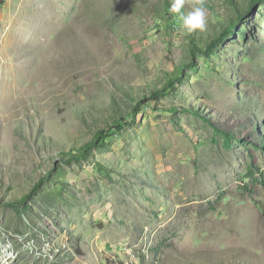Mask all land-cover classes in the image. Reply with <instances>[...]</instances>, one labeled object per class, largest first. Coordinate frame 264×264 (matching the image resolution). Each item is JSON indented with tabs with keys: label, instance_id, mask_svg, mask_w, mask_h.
<instances>
[{
	"label": "rangeland",
	"instance_id": "1",
	"mask_svg": "<svg viewBox=\"0 0 264 264\" xmlns=\"http://www.w3.org/2000/svg\"><path fill=\"white\" fill-rule=\"evenodd\" d=\"M0 2V264H264V1Z\"/></svg>",
	"mask_w": 264,
	"mask_h": 264
},
{
	"label": "trees",
	"instance_id": "2",
	"mask_svg": "<svg viewBox=\"0 0 264 264\" xmlns=\"http://www.w3.org/2000/svg\"><path fill=\"white\" fill-rule=\"evenodd\" d=\"M264 0H249L247 7L241 11L239 7H237L235 4H233V8L235 9L236 14L234 15V17L232 18V20H225L222 19L221 22L225 23V25L221 26V31L216 34L213 35L212 37H210L208 39V41L206 43H202L199 42V40H197V32L196 31H192V33L189 32V36H190V52L193 54V56L196 53H208L213 47H216L218 44H222V42L227 38V36L229 35V33H231L241 22H242V18L245 14H247L249 9L254 8L255 5H257L260 2H263ZM173 0H165V16H164V20L166 21V23L169 24L170 28L173 24L174 18H179L178 14L173 13L170 9H171V5L173 4ZM1 4V2H0ZM232 4V3H231ZM205 5V4H204ZM182 13H184V8H182ZM215 17H217L216 14H214ZM213 15V16H214ZM169 19H172L171 21H169ZM218 19V17H217ZM175 24H173L174 28ZM213 33H216V30L213 29ZM183 72V68H178V73L177 76L173 79V81H177L179 79V76L182 74ZM161 91L156 90L152 93L151 98H153L154 96H157ZM146 100L142 99L140 102H138V104L136 105L135 112L139 111V107L140 105L142 106H146ZM262 114V113H261ZM135 117V116H134ZM133 117V118H134ZM121 119L119 123L116 124V126L114 128L117 129H122L124 126L128 125L130 123V121H127L126 119L123 118H119ZM102 134H105L104 131H101L98 134V137L94 140V141H90L85 143L84 145H82V147H80L79 151L82 153L87 152L91 147L97 145L98 140L100 139V136ZM232 135H230V133H228L225 137H224V144L229 146L230 141L232 139ZM262 145L261 147L264 149V139L262 140ZM73 153H68L67 156L68 157H72Z\"/></svg>",
	"mask_w": 264,
	"mask_h": 264
},
{
	"label": "clouds",
	"instance_id": "3",
	"mask_svg": "<svg viewBox=\"0 0 264 264\" xmlns=\"http://www.w3.org/2000/svg\"><path fill=\"white\" fill-rule=\"evenodd\" d=\"M205 0H193L191 5L192 10L187 14L182 13L185 0H174L171 5V11L178 14L181 22V27L189 32L206 29V8L204 6Z\"/></svg>",
	"mask_w": 264,
	"mask_h": 264
}]
</instances>
